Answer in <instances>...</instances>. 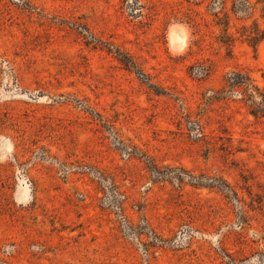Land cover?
<instances>
[{
	"label": "rangeland",
	"instance_id": "rangeland-1",
	"mask_svg": "<svg viewBox=\"0 0 264 264\" xmlns=\"http://www.w3.org/2000/svg\"><path fill=\"white\" fill-rule=\"evenodd\" d=\"M256 7L0 0V264H264Z\"/></svg>",
	"mask_w": 264,
	"mask_h": 264
},
{
	"label": "trees",
	"instance_id": "trees-1",
	"mask_svg": "<svg viewBox=\"0 0 264 264\" xmlns=\"http://www.w3.org/2000/svg\"><path fill=\"white\" fill-rule=\"evenodd\" d=\"M222 2V0H220ZM219 5V4H216ZM223 3L218 6L219 9L222 8ZM261 6V19L264 20V0H256L255 4L251 3V0H231V13L236 17V19L240 21H248L253 13L256 11L257 7ZM219 20L217 25L223 26L224 31L226 32V37L229 39V31L232 25V19L230 13H225L223 17H219V13L214 14ZM244 36L247 39V42L256 47L258 44L264 41V28H262L258 19L254 20L251 25H244ZM238 83H246L244 81H240Z\"/></svg>",
	"mask_w": 264,
	"mask_h": 264
}]
</instances>
